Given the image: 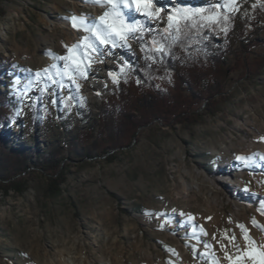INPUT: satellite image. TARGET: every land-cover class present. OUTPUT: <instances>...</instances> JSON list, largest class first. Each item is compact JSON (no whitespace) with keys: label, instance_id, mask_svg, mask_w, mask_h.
<instances>
[{"label":"rangeland","instance_id":"374dc122","mask_svg":"<svg viewBox=\"0 0 264 264\" xmlns=\"http://www.w3.org/2000/svg\"><path fill=\"white\" fill-rule=\"evenodd\" d=\"M210 5L219 8L206 12ZM2 6L0 91L8 114L0 133L31 163L12 178L22 191L4 192L0 183V264H232L228 256L258 264L247 251L264 252V68L249 80L240 62L264 56V0H159L156 7L166 10L154 19L134 13L144 30L125 46L91 53L87 78L71 73L75 83L56 74L65 64L58 57L69 54L65 46L87 35L70 17L91 21L111 5L4 0ZM182 8L204 9L194 15L205 25L227 22L229 45L218 35L212 48L226 50L227 102L202 123L153 121L127 146H115L109 97L116 83L109 73L118 81L126 56L141 60L147 42L159 48L154 37ZM157 85L168 89L171 80ZM91 125V139L73 138L79 153H71L72 137ZM54 146L65 181L51 197L47 173L32 163L48 161Z\"/></svg>","mask_w":264,"mask_h":264},{"label":"trees","instance_id":"16d2710c","mask_svg":"<svg viewBox=\"0 0 264 264\" xmlns=\"http://www.w3.org/2000/svg\"><path fill=\"white\" fill-rule=\"evenodd\" d=\"M3 1L0 0V16L4 14ZM218 8L210 5L205 11ZM177 20L179 31L177 23H173L171 28H164L154 37L159 48L155 49L151 42H147L142 46L141 60L125 57L123 70L121 69L113 94L109 97L114 107L113 145L127 146L140 127L153 121L184 127L202 123L206 117L215 115L227 102L228 96L223 93V83L228 72L223 60L226 50H221L218 54L212 51L218 35H222L223 45H229L231 31L227 22L214 21L205 25L195 15H190L188 19L179 16ZM239 34L241 36L242 33ZM236 39L239 40L238 37ZM161 48L162 50H158ZM240 66L244 68L245 76L254 80L262 74L264 56L245 57ZM3 73L0 65V86ZM167 79L171 80L170 88L163 89L157 85V81ZM7 107L8 100L0 91V124L6 120ZM33 111L37 116L38 106ZM93 128L94 125H91L78 130L69 145L71 153H79L73 138L82 140V143L89 141ZM7 141L0 133V183L4 192L12 188L20 192L22 190L12 178L21 175L29 167V153L7 146ZM48 153L51 156L48 161L37 159L32 164L47 173L45 191L53 197L60 193L65 173L56 159L60 153L59 148L51 147Z\"/></svg>","mask_w":264,"mask_h":264},{"label":"snow or ice","instance_id":"6c2138e0","mask_svg":"<svg viewBox=\"0 0 264 264\" xmlns=\"http://www.w3.org/2000/svg\"><path fill=\"white\" fill-rule=\"evenodd\" d=\"M91 2L99 5H111V7L103 15L98 18H93L91 21L87 17H70L72 26L74 28L82 27L87 35L82 37L81 41L74 44L71 48L65 46L69 54L58 57V59L65 61V64L63 65V69L56 74L61 76V79H63L64 75H68V78L73 83H75V78L71 73H76L80 77L87 78V70L91 65L85 61L92 60L91 53L103 55L104 53L101 51V47L116 48L118 46H125L127 45L129 36L135 37L137 33L144 30L143 24L134 19V13H141L147 19H154L157 18V14L160 11L166 10L162 7H156L159 0H91ZM176 11L184 19H188L190 15L203 12L204 9L182 8ZM129 20L131 22H127ZM168 21L170 28L173 26V23H177V31H179L177 17L169 14ZM73 49H76L77 52H74ZM158 50H162V48ZM51 67L55 68L56 65H52ZM43 71L45 73L48 72L47 69ZM40 75L39 72L36 73L37 77ZM109 75L112 77L114 83L118 82L112 73H109ZM53 83H56V81L54 80ZM76 88H80V85L76 84ZM261 139L264 140V137H261ZM236 159L245 161L248 158L238 156ZM244 191L247 192L250 190L245 188ZM259 210L264 213V200L261 201V208ZM232 239H235V237H232ZM247 255L250 259L258 260V264H264V252L249 249ZM227 258L232 264H242L243 261V256H237L235 259L231 256Z\"/></svg>","mask_w":264,"mask_h":264}]
</instances>
